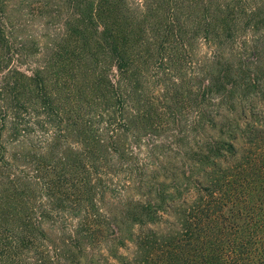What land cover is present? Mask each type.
<instances>
[{"label":"trees","instance_id":"obj_1","mask_svg":"<svg viewBox=\"0 0 264 264\" xmlns=\"http://www.w3.org/2000/svg\"><path fill=\"white\" fill-rule=\"evenodd\" d=\"M68 1L65 29L34 57L0 0V264H80L122 256L127 240L144 253L121 264H162L146 257L151 239L167 256L203 227L230 230L227 256L209 254L212 236L189 255L208 243L217 264H264V199L250 192L264 176V0ZM200 41L209 54L192 64ZM217 125L219 137L206 132ZM166 146L184 158L171 166L180 180L163 183ZM169 212L177 229L151 239L121 226L125 214L157 224Z\"/></svg>","mask_w":264,"mask_h":264},{"label":"rangeland","instance_id":"obj_2","mask_svg":"<svg viewBox=\"0 0 264 264\" xmlns=\"http://www.w3.org/2000/svg\"><path fill=\"white\" fill-rule=\"evenodd\" d=\"M71 4L68 0H6V13L5 17L8 21L6 23V29L8 31L11 30V23L12 25H15L12 29V31H15L18 35H23L27 37V45L29 51L33 54L32 56L34 57H40L41 56V51L44 50V52L49 49L51 46L52 38L55 36L56 33H60L63 28L65 29L64 26V21L65 19L69 16L71 13ZM210 48L204 44L202 41L197 42L195 44V47L193 48V53L191 54V59H192V64H194V59L198 56H202L204 54H209ZM32 57V58H34ZM21 69H28L26 63L20 64ZM255 100V98H249L250 100ZM252 100V101H253ZM260 106H259V111L258 112H264V100L259 101ZM238 108H236L234 111L230 112L228 114V117L230 119H234L238 122V124H242V117L240 114H238ZM248 119H251V117H247ZM240 124V125H241ZM220 127L217 125L214 129H207L206 132L209 134H212L214 136H218ZM223 132H220L221 138L225 140H230L234 144H236V140L238 139H233L230 138V136L227 134L226 130H229L227 127H222ZM189 135L192 137V131H189ZM175 144V143H173ZM165 150V157H163V160L157 159L156 162H162L160 168L157 170V174L155 175L154 180L155 181H162L163 183H168L171 182L172 180H180L179 178L173 177L171 170H173L175 167L171 166H177L180 164L181 160L184 158L182 155V149L179 150V153L177 154V149L176 146L174 147L173 150L168 149L167 146L164 148ZM155 153L159 151L158 148L154 149ZM170 156V163L165 164L168 157ZM139 157L142 158V161L147 162V161H155L152 160L151 156L145 154V149L144 147L140 150ZM231 162L232 160H228ZM164 162V163H163ZM225 163V161L223 162ZM166 166H170L169 168H165ZM178 170V169H177ZM145 174L149 176L150 172L147 169ZM176 174V173H175ZM174 174V175H175ZM259 175V174H258ZM258 175L255 177V185L253 190H251V195L253 197H261L264 199V176H261V179H258ZM262 186V188L260 187ZM258 187H260V192L261 194L257 191ZM260 194L259 196H257ZM132 195H135V192L132 193ZM190 195V193H189ZM139 196V195H138ZM246 200L241 201V203H238L239 206H244V210L248 208V204L251 203L252 201L250 199V194L245 195ZM188 198H190L188 196ZM110 199H115V198H110ZM242 200V199H240ZM240 202V201H239ZM264 206V204H263ZM121 206H119V203L116 204L115 206H111V211L112 212H117L120 209ZM209 207L214 208V203H210ZM232 207H229V203L227 206H223L222 208L218 209V215L222 221L227 222L228 218L232 216L234 213V208L231 210ZM237 208V207H236ZM243 210V209H240ZM243 210V211H244ZM130 216L131 215H126L123 217L121 226H124L125 229H129L130 231H135V234H145L151 239L150 234H155L156 231L160 233H164L166 231L170 230H175L177 229V224L175 220V216H173L172 212H169L168 214H163L162 216V221L160 223H133L130 221ZM122 218V217H120ZM238 220V217H235ZM219 218L215 216V218L211 221L214 226L220 227L216 221ZM239 221V220H238ZM206 222V221H205ZM204 222V224H206ZM227 224V223H226ZM202 226V225H201ZM114 227V226H113ZM202 228V227H201ZM206 230L205 227H203V230L200 231L199 235L197 237L191 236L189 237L188 241L190 243H186L182 238L178 239V243L183 246L179 245L176 249L173 250V252L167 254V256L164 254V252H161L156 249V243L151 239L153 243L149 246V244H146L147 250H149V255L146 256L148 258H151L152 261L161 262L164 264L166 261L167 264H183L184 259H186L187 264H217V258L216 256H208L205 255L207 254V245L201 248V251L204 254L203 258L196 259L195 254L192 253L191 255L188 254L189 248H192L195 246L196 251L197 250V244L200 240H205L206 238L212 236L214 242L210 243L211 247L213 250H209V254H215L216 250H220L222 253V256H227V243L231 242V239L228 237V231H230L228 228H223L222 230L218 231L216 229H212L211 231H206L207 234L201 235V232ZM150 233V234H149ZM264 236V231L261 234ZM221 239L222 247L219 238ZM149 238H145V240H150ZM153 238V237H152ZM109 243V242H108ZM110 248V246H109ZM136 245L134 241H126L124 245H120L117 248V251L122 254V256H117V257H112V256H81L80 257V264H121V261L123 260H129L131 263L132 262H137V259L141 258L142 254L144 253L143 250L141 249V254L139 253L136 254L135 252ZM99 250L103 253L106 254V243L102 242L99 245ZM136 256H133V255ZM230 254V253H229ZM139 255V256H138ZM229 256V255H228ZM163 258V259H162ZM228 258V257H227ZM199 260V262H198ZM166 264V263H165Z\"/></svg>","mask_w":264,"mask_h":264}]
</instances>
